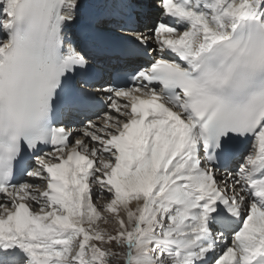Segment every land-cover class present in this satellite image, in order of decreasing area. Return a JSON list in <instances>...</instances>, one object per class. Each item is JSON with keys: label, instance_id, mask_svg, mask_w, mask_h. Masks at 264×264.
I'll return each mask as SVG.
<instances>
[{"label": "snow or ice", "instance_id": "6c2138e0", "mask_svg": "<svg viewBox=\"0 0 264 264\" xmlns=\"http://www.w3.org/2000/svg\"><path fill=\"white\" fill-rule=\"evenodd\" d=\"M0 264H264V0H0Z\"/></svg>", "mask_w": 264, "mask_h": 264}, {"label": "bare ground", "instance_id": "6f19581e", "mask_svg": "<svg viewBox=\"0 0 264 264\" xmlns=\"http://www.w3.org/2000/svg\"><path fill=\"white\" fill-rule=\"evenodd\" d=\"M87 10H88V12H89V11H92V12H89V13H88L89 16H93V15L96 13V11H97V9H95V8H89V9H87ZM87 10H86V11H87ZM109 64H110V63H109ZM103 72H105V73H104V77H106L109 71L105 69V71H103Z\"/></svg>", "mask_w": 264, "mask_h": 264}]
</instances>
